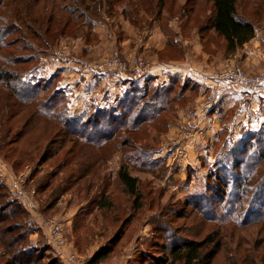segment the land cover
Listing matches in <instances>:
<instances>
[{
	"label": "rangeland",
	"instance_id": "374dc122",
	"mask_svg": "<svg viewBox=\"0 0 264 264\" xmlns=\"http://www.w3.org/2000/svg\"><path fill=\"white\" fill-rule=\"evenodd\" d=\"M238 6L264 34V0H238ZM212 10L209 0H0V22L10 21L19 29L9 38L18 40L14 54L33 58L18 68L32 82L51 81L41 95L45 99L63 90L68 101L64 111L76 119L72 123L76 134H68L57 120L41 118L15 143L22 124L0 127V208L9 201L21 204L19 219L10 217V228L18 226L25 237L31 252L25 264H184L168 263L173 247L215 231L223 238V247L213 264H264V95L228 110L223 101L217 102L209 114L215 110L222 114L220 127L208 138L206 133L192 142L197 137L186 134H191L186 130L187 115L210 96L197 79L168 73L167 78L160 74L142 80L128 72L119 76L117 70L89 72L76 62L118 56L130 65L142 60L151 70L159 61L180 65L188 61V50ZM12 12L20 13L22 20L13 19ZM213 39H206L200 50L224 51L223 40ZM199 57L192 52L193 59ZM230 64L245 66L239 61L226 65ZM71 69L118 78L115 84L105 82L99 91L91 85L89 95L78 101L75 89L86 77L70 81ZM173 82L178 100L158 119L133 130L115 127L114 136L98 144L94 124L109 120L106 115L125 93L133 95L132 87ZM0 92L2 118L15 112L18 99L6 88ZM148 98L139 97L137 102L143 106ZM137 110L141 112V106ZM11 127L14 130L7 133ZM81 133L84 138H78ZM180 142L186 146L182 153L177 151ZM22 150L28 153L17 164ZM124 164L140 179V208L119 179ZM23 194L35 200L36 207L26 205ZM50 219L63 222L65 249L77 257L74 263L51 240L46 224ZM1 238L0 234V264H5L12 255ZM101 252H108L107 257L95 262Z\"/></svg>",
	"mask_w": 264,
	"mask_h": 264
},
{
	"label": "trees",
	"instance_id": "16d2710c",
	"mask_svg": "<svg viewBox=\"0 0 264 264\" xmlns=\"http://www.w3.org/2000/svg\"><path fill=\"white\" fill-rule=\"evenodd\" d=\"M209 1L213 4V10L205 16V22L201 25L202 30L207 29L211 32L206 34L208 41L214 40V36L221 37L227 53L233 54L246 42L256 36L258 25L253 20L243 17L240 14L238 0ZM12 16L13 19L19 20H22L23 17L17 12H12ZM70 19L71 17L68 16L66 22H69ZM34 21L37 22L38 20ZM192 21L193 18H190L189 24L193 23ZM194 22L196 23L195 20ZM6 24L4 25L0 22V89L3 87L12 91V94L17 97L18 102L14 103L17 106L15 112H6V114L2 115V118H0V127L5 128L9 122L12 124H22V128L18 130L17 136L12 140L13 143L21 139V136L25 134L31 123L40 122L41 118L52 121L57 120L61 125L66 127L68 134H76V129L72 128V123H75L76 119L69 115L66 110L64 111L68 105V101L66 95L63 94V90H60L61 92L56 91L55 95L45 99L41 95L42 93H46L47 89L50 88L51 81L48 80L49 83L47 80L45 82H32L24 75L27 74L26 71L18 68L19 64L30 63L33 58L32 56L21 58L14 54V49H16L15 45L18 40L12 41L9 38L19 29L10 21H7ZM50 44V42L47 43L49 47ZM174 85L175 82L165 86H148L145 83L142 86L137 85L132 87L133 95L130 96V91L126 92L119 106L111 108V111L108 114L106 113V116L111 117L109 120L104 118L102 119L104 122L98 121L94 124L92 131L99 133L97 137L94 135V138L99 140L98 144L106 143V141L112 138L114 136L113 133H115V127L119 128L122 126L133 130L140 123L152 122L158 119V117L168 110L172 103L178 100L179 94L173 95ZM136 91L138 92L137 95L134 94ZM139 97L149 98L147 100L143 99L142 106L137 102L140 101L138 100ZM137 106H141V112L137 110ZM116 119L119 120L116 121ZM87 121L88 119L83 120V123ZM13 130L14 127H11L7 133ZM63 132L64 135L67 134L66 131ZM78 135H80L78 138H84L85 136L82 133ZM87 141L90 140L87 139ZM61 147H63V144ZM73 147L68 152H71ZM241 149H245V145ZM14 151L18 150L14 149ZM19 152L20 161L17 164H22L25 161L24 155H27L28 151L22 150ZM118 176L127 191L134 196V204L136 207L140 208L142 206L141 199L143 194L139 177L132 175L126 164L122 165ZM2 188L3 185L0 183V189ZM260 197H263V195L261 194ZM0 199H3L2 195H0ZM4 204L0 208V229H2L0 234L3 244L11 250L12 255V259L7 260L5 264H25L28 262L24 260L25 256L31 253L26 248L25 237L20 233L18 226L10 228L12 223L11 218L14 216L16 219H19L18 213L22 211L21 204L12 201ZM100 205L105 206L103 202ZM222 247L223 238L219 236L218 231L212 232L200 240L185 239L173 247L171 250V261L168 262L167 260L166 262L174 263L176 261H183L184 264H213ZM107 255L108 252H101L97 255L95 262H101Z\"/></svg>",
	"mask_w": 264,
	"mask_h": 264
},
{
	"label": "crops",
	"instance_id": "0c3cea01",
	"mask_svg": "<svg viewBox=\"0 0 264 264\" xmlns=\"http://www.w3.org/2000/svg\"><path fill=\"white\" fill-rule=\"evenodd\" d=\"M201 32L202 33H199L198 40H196L195 42L193 41L192 46H190L188 50V57H189L188 61L180 62L182 63L180 65L175 64L176 66H178L179 70L178 69L174 71L166 70L164 67H166L169 64L159 61L157 65L151 66L152 67L151 75L162 74L161 76L167 78L168 73H173V74L180 73L183 75L194 77L204 85V87L206 88V92L209 93L210 96L215 95L216 103L218 102L217 105L221 101H223V104H226L225 109L227 108V110L231 105L233 106L239 105L240 107L241 99L243 97L241 90L238 87L232 85L231 86L228 85L226 87L218 89L217 81L213 78V72L217 68H220L219 66L223 67L230 61H239L240 63H242V65H245L244 67H246L248 70L252 72L262 70L264 68L263 29L257 26L256 36L252 38L250 41L246 42L242 47H240L237 50V52L233 54L232 53L228 54L225 46H224V51H221L219 54H211L209 52H204L202 49L200 50V46L207 39L206 30H201ZM206 42L209 41L207 40ZM194 50L197 51L195 52ZM192 52L195 57L200 55L199 60L196 58L195 59L192 58ZM71 71L74 73L72 74L73 76L70 78V81H73L74 79H78L77 81L79 82L82 79L80 78L82 77V75L86 77L83 79V81H81L82 82L81 86L75 89L76 92L78 93L77 98L80 97L78 101H82L81 99L82 95H84V97L89 95L88 93L92 91V90L90 91L88 90L91 85L92 88H94L95 86V90L97 89V91H99L105 82L115 84L116 82L114 81H116L115 79L118 78V77L114 78V76L108 77L107 73H99V75L93 73L92 76H90L91 73H86L88 72L86 70H85L86 72L77 71L76 73L72 69ZM118 75L123 76L124 73L123 74L120 73ZM97 83H99V85L96 88ZM256 98L252 101L253 103H255L254 101L256 100ZM220 116L222 117V114H220L217 110H215L204 119L203 125L205 127V135L207 133V138L209 135H212L215 131H217V129L220 127L219 126L221 123ZM196 148L197 145L195 146V149Z\"/></svg>",
	"mask_w": 264,
	"mask_h": 264
},
{
	"label": "built area",
	"instance_id": "2783aa9c",
	"mask_svg": "<svg viewBox=\"0 0 264 264\" xmlns=\"http://www.w3.org/2000/svg\"><path fill=\"white\" fill-rule=\"evenodd\" d=\"M59 53V52H58ZM68 60V59H65ZM76 62L83 68L89 71H114L117 72L130 73L131 77L136 79H142L149 77L151 75V69L145 66V62L142 60L136 61L135 64L130 65L126 62H122L118 56L110 58L108 61L103 62H90L87 60H82L76 58ZM134 68V69H133ZM131 69V71H129ZM166 70L174 71L178 69L176 65H167ZM181 69V68H180ZM179 70V69H178ZM213 78L217 81L218 89L226 87L228 85L238 87L242 92L241 106L245 105L248 101H253L257 96L264 95V70H259L256 72L249 71L247 68L241 65L230 64L225 65L223 68H217L213 72ZM216 97L205 96L202 100H199L195 108L188 113L189 118V129H186L193 135L192 140L195 141L198 138H202L205 134V127L203 125L204 119L209 115V112L215 108ZM179 143V142H178ZM186 146L180 144L177 146L178 152H183ZM36 191H34L35 193ZM23 202L30 206L36 207L37 203L35 200L27 197L25 194L22 195ZM49 226V235L51 240L60 249L61 255L66 256L69 261L74 262L77 257L73 253H69L65 248L68 245L65 227L62 221L57 219H50L46 223Z\"/></svg>",
	"mask_w": 264,
	"mask_h": 264
}]
</instances>
